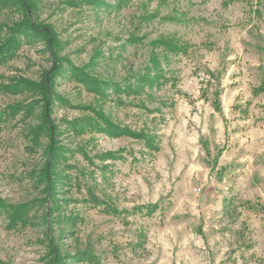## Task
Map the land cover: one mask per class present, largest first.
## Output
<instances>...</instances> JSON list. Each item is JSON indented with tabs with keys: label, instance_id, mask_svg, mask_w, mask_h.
I'll list each match as a JSON object with an SVG mask.
<instances>
[{
	"label": "rangeland",
	"instance_id": "1",
	"mask_svg": "<svg viewBox=\"0 0 264 264\" xmlns=\"http://www.w3.org/2000/svg\"><path fill=\"white\" fill-rule=\"evenodd\" d=\"M2 1L0 44L24 16ZM30 1L49 44L21 36L0 63V264H57L52 249L62 264H264V0ZM58 63L36 144L41 96L3 85ZM73 69L121 89L99 98ZM90 107L153 148L74 130ZM54 142L57 203L43 174Z\"/></svg>",
	"mask_w": 264,
	"mask_h": 264
},
{
	"label": "trees",
	"instance_id": "2",
	"mask_svg": "<svg viewBox=\"0 0 264 264\" xmlns=\"http://www.w3.org/2000/svg\"><path fill=\"white\" fill-rule=\"evenodd\" d=\"M9 1H12L14 4H17L19 8L23 11V19L19 22L14 24L9 28V35L2 40V43L0 44V63H6L7 60H10L14 58L16 51L20 47V38L21 36H25L26 38H45L47 43L49 44V35L50 32L42 29L43 27L40 26L39 24L33 25V20H32V14L34 13V10L36 9L35 3H33L30 0H26L27 3H25L23 0H3L2 7H6L9 4ZM53 37V45H56V37L52 34ZM167 47L171 48V51L177 50L178 47L175 44H169L165 43ZM177 46V47H176ZM55 60L58 61V57L55 54ZM61 72V65L58 63V66L55 69H52L48 72H45L41 82H31L27 79L23 78H16L14 81L11 83V85H3V88H6L7 90L10 89L11 92L18 93V92H27L31 95H40L41 100L44 102L43 105V112H42V121L41 124H39L38 127L34 128L31 130L30 135H32V139L36 144H38V141L40 137L46 133L48 136H51V126L50 122L47 116V102L49 104V112L52 111L54 99L52 96L54 95V84H55V79L58 77V75ZM73 74L72 76L76 78L81 84L85 85L86 88L90 92H94L96 95L99 96V98H106V94L109 89L115 90L116 92L120 91V86L117 84H112L109 81H101L97 80L94 77H92L87 71L83 69H73L72 70ZM155 79L157 77H151L150 75H144L141 79L140 82V87L145 88V87H153L155 85ZM130 90V88L128 89ZM132 90V89H131ZM218 98V97H217ZM38 101H33L32 103L28 104L27 108L29 111H31L33 108V105L36 104ZM215 106L217 107V110H220L221 106L219 103V99H217ZM20 105L13 106L11 107V112L10 114L14 116L16 112L19 110ZM91 110L95 113V117H87L84 120L81 121H74L70 123L72 125V128L76 131H79L80 133H83L86 128H90L91 130H94L99 133H104L108 134L110 137L113 138H119L123 136H128V137H134L138 138L140 140H144L146 143H148L149 147L153 146L151 145V138L147 137V135L144 132L136 133L132 131L131 129L127 127H119L118 125L114 124L111 119L104 113V111L101 109L97 110L96 108L90 107ZM28 111V112H29ZM80 122V123H79ZM56 129V127H55ZM29 135V136H30ZM53 150V159L52 163L50 166V171H47V168L44 170V178L45 181L47 182V185L50 183V187L52 190V197L51 201L53 203H57V199L54 197L55 193L54 191L56 190V187L62 183V181H58L55 178L50 180V177L52 175V171L54 173V168L57 166V159L59 156V153L62 151V148L59 147L55 142L52 145V143L49 146V150ZM114 153H108L105 154L102 159L106 158H113ZM0 205H3V201L0 199ZM13 218L14 220L22 219L23 215V210H14L13 213ZM54 257H57V264H62V258L59 257L58 255V250L52 249ZM82 256V254L79 255V258Z\"/></svg>",
	"mask_w": 264,
	"mask_h": 264
},
{
	"label": "water",
	"instance_id": "3",
	"mask_svg": "<svg viewBox=\"0 0 264 264\" xmlns=\"http://www.w3.org/2000/svg\"><path fill=\"white\" fill-rule=\"evenodd\" d=\"M54 68H55V66H54ZM48 119H49V117H48Z\"/></svg>",
	"mask_w": 264,
	"mask_h": 264
}]
</instances>
